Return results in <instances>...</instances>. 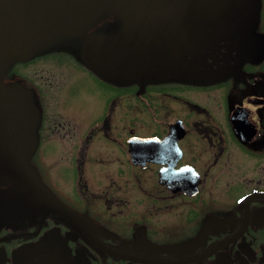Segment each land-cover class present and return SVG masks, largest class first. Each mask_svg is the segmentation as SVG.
<instances>
[{
  "label": "flooded vegetation",
  "instance_id": "af4514ba",
  "mask_svg": "<svg viewBox=\"0 0 264 264\" xmlns=\"http://www.w3.org/2000/svg\"><path fill=\"white\" fill-rule=\"evenodd\" d=\"M0 264H264V0H0Z\"/></svg>",
  "mask_w": 264,
  "mask_h": 264
}]
</instances>
